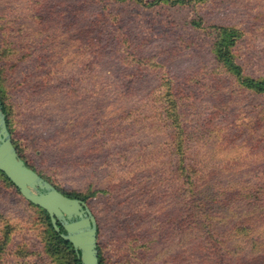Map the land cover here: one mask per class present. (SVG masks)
I'll list each match as a JSON object with an SVG mask.
<instances>
[{"label": "rangeland", "instance_id": "1", "mask_svg": "<svg viewBox=\"0 0 264 264\" xmlns=\"http://www.w3.org/2000/svg\"><path fill=\"white\" fill-rule=\"evenodd\" d=\"M144 1L0 0L19 152L89 196L104 264H264V0ZM46 227L0 172V264H56Z\"/></svg>", "mask_w": 264, "mask_h": 264}, {"label": "water", "instance_id": "2", "mask_svg": "<svg viewBox=\"0 0 264 264\" xmlns=\"http://www.w3.org/2000/svg\"><path fill=\"white\" fill-rule=\"evenodd\" d=\"M0 125V171L27 200L49 213L55 230L74 246L80 264H99L98 222L86 201L64 194L25 163L13 143L2 111Z\"/></svg>", "mask_w": 264, "mask_h": 264}, {"label": "trees", "instance_id": "3", "mask_svg": "<svg viewBox=\"0 0 264 264\" xmlns=\"http://www.w3.org/2000/svg\"><path fill=\"white\" fill-rule=\"evenodd\" d=\"M145 4H149L151 2V0H146L144 1ZM176 2H180L182 4H185V3H188L190 2V0H176ZM219 29H222L221 30V35L223 36L222 39H220L217 43V50H218V54H220V57H222L221 59L224 60V63H225V60H226V63H228V61H231L234 59V55H231L230 54V50L229 52H226L225 54H222V51H221V48L224 47L223 44H224V39L225 41L232 36V29L230 28H221V27H218ZM234 45H235V39L234 38H231V40L228 41V47L227 49H229V47H233L234 48ZM220 48V49H219ZM228 54V55H227ZM229 57V59H228ZM226 58V59H225ZM232 68H233V71L237 72L238 71H242V67H240L237 63H234L232 64ZM246 81V82H249L248 84L250 86H253V85H257L259 86L260 88L264 85V81H254L253 79H244L243 78V82ZM1 85V84H0ZM2 87V86H1ZM259 88V89H260ZM3 89V88H2ZM262 90V89H260ZM4 91H6L4 89ZM9 123H10V120H9ZM14 145L16 146L17 148V151H18V154L19 156L22 158L20 152H19V148L18 146L16 145L15 143V139H14ZM23 159V158H22ZM24 160V159H23ZM25 161V160H24ZM25 163L31 167L32 169H34L32 166H30L26 161ZM35 170V169H34ZM36 171V170H35ZM1 173H3L2 171H0ZM6 177L7 175L5 173H3ZM40 174V173H39ZM41 175V174H40ZM7 179H9L7 177ZM10 180V179H9ZM11 181V180H10ZM12 182V181H11ZM52 183V182H51ZM12 184L16 187V189L19 191V189L17 188V186L12 182ZM53 184V183H52ZM54 185V184H53ZM57 187V186H56ZM57 189H59L57 187ZM60 190V189H59ZM20 193V191H19ZM21 194V193H20ZM65 194V193H64ZM22 195V194H21ZM68 195V194H66ZM23 196V195H22ZM70 197H74V198H77L76 196H71V195H68ZM24 197V196H23ZM25 198V197H24ZM79 198V197H78ZM89 198V196H85L84 198H79V199H82L84 201H86L87 199ZM26 199V198H25ZM27 200V199H26ZM29 202V204L37 209H39V211L42 213V217H43V220L44 222L46 223V229L44 230L43 232V241H44V245H45V253L53 260V261H56L57 263L56 264H80V260L78 259V255L74 249V246L72 245V243L66 241L65 239H63L60 235V233H58L54 226H53V223L51 221V217L49 215V213L44 210L43 208H41L40 206H37L35 205L34 203L30 202L29 200H27ZM87 203V202H86ZM62 232H64L65 230L62 228L61 230ZM99 226H98V248H99V264H104L103 263V259H102V252H101V244L99 243ZM9 232L6 233V238H10V234H8ZM6 240V239H5ZM0 249H4L2 245H0ZM24 252V251H23ZM22 251H17L15 253V255H18V256H24L26 257L27 256V253H24L23 254Z\"/></svg>", "mask_w": 264, "mask_h": 264}, {"label": "flooded vegetation", "instance_id": "4", "mask_svg": "<svg viewBox=\"0 0 264 264\" xmlns=\"http://www.w3.org/2000/svg\"><path fill=\"white\" fill-rule=\"evenodd\" d=\"M7 96H8L7 92H5L4 89H2V87L0 85V111H2L4 114L7 129L9 131V133L12 137L13 143H14V136H13L12 129H11V126L9 123V112H8L7 105H6ZM0 135H1V125H0Z\"/></svg>", "mask_w": 264, "mask_h": 264}]
</instances>
